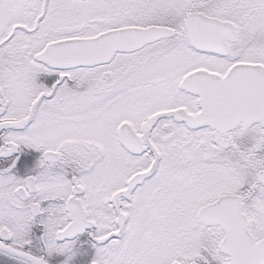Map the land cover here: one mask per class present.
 I'll return each mask as SVG.
<instances>
[{"label": "snow or ice", "instance_id": "obj_1", "mask_svg": "<svg viewBox=\"0 0 264 264\" xmlns=\"http://www.w3.org/2000/svg\"><path fill=\"white\" fill-rule=\"evenodd\" d=\"M0 264H264V0H0Z\"/></svg>", "mask_w": 264, "mask_h": 264}]
</instances>
